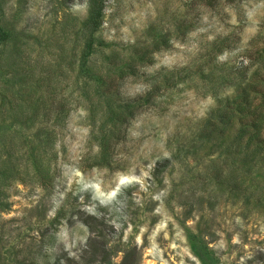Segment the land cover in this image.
<instances>
[{
  "label": "rangeland",
  "instance_id": "obj_1",
  "mask_svg": "<svg viewBox=\"0 0 264 264\" xmlns=\"http://www.w3.org/2000/svg\"><path fill=\"white\" fill-rule=\"evenodd\" d=\"M105 1L80 69L87 0H0V264H264V0Z\"/></svg>",
  "mask_w": 264,
  "mask_h": 264
},
{
  "label": "trees",
  "instance_id": "obj_2",
  "mask_svg": "<svg viewBox=\"0 0 264 264\" xmlns=\"http://www.w3.org/2000/svg\"><path fill=\"white\" fill-rule=\"evenodd\" d=\"M208 5H214L219 3L221 0H205ZM224 1H230L234 2L236 0H224ZM105 0H87L88 3V16L85 21L84 25V37L87 38L86 44H87V50L84 51L83 53V61L81 63V68L84 69L83 66L86 64V60L88 58V55L91 53L92 46H93V39L92 37H96L98 34V31L100 27L103 24L104 20V14H105V9H106V4ZM0 36L2 37L3 40H6L9 36L7 32H0ZM131 74H137L136 70L129 71ZM124 75H121V78ZM239 88L240 85L238 86ZM229 98V97H228ZM239 102H242V100ZM238 111L242 110L244 107H242V104L239 103ZM237 122V128H238V134H237V146H239L238 153L248 150L247 148L250 147L251 144V139L245 144L244 138L248 137L247 131L248 129L245 127L240 126L242 125H247L248 122L250 121H243V117L240 116L237 120H233ZM254 125V123H253ZM246 136V137H245ZM262 150V149H261ZM97 235V234H96ZM99 235V234H98ZM188 240H189V245L190 249L193 252L194 256L200 261L201 264H216L218 261L215 258V253L213 252V249L210 248L205 240L202 239V237L197 236L196 234H193L192 232L188 233ZM92 241V239H91ZM106 243H102V248L100 250H95L93 252V255L95 256V260L92 259L90 261H86L84 264H104V260L102 258H106V256L109 253V249L106 247ZM69 253V252H68ZM68 253H63L61 255H58L52 264H67L66 260H64V254ZM98 256H101L100 259H97ZM81 257H83V254H81ZM99 258V257H98ZM139 263V258H138V252L136 249L133 248H128L124 251L122 259L120 260L119 263L117 264H138Z\"/></svg>",
  "mask_w": 264,
  "mask_h": 264
}]
</instances>
